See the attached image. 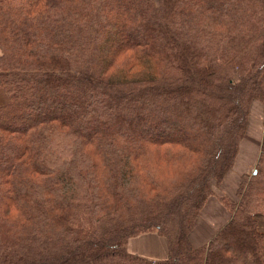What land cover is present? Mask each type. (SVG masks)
Here are the masks:
<instances>
[{"label": "trees", "instance_id": "trees-1", "mask_svg": "<svg viewBox=\"0 0 264 264\" xmlns=\"http://www.w3.org/2000/svg\"><path fill=\"white\" fill-rule=\"evenodd\" d=\"M0 87V264H264V133L190 240L264 103V0H0Z\"/></svg>", "mask_w": 264, "mask_h": 264}, {"label": "crops", "instance_id": "crops-1", "mask_svg": "<svg viewBox=\"0 0 264 264\" xmlns=\"http://www.w3.org/2000/svg\"><path fill=\"white\" fill-rule=\"evenodd\" d=\"M7 100L8 96L6 92L0 87V104L5 103ZM244 138L241 141L237 159L244 154L243 144L246 143ZM258 146H260V144H258ZM236 166L237 163H235L234 168ZM234 168L232 169V172L234 171ZM231 173L226 175L222 183L218 186V190H215V194L206 202L197 220V224L190 234V240L194 246H201L207 243L216 231L224 226L231 218V213L221 201L222 195L219 193L222 192L227 196H232L233 192L228 183V178L233 177ZM128 250L133 254H138L152 260H160L165 259L168 256V242L166 237L157 233H141L130 238L128 242Z\"/></svg>", "mask_w": 264, "mask_h": 264}, {"label": "rangeland", "instance_id": "rangeland-1", "mask_svg": "<svg viewBox=\"0 0 264 264\" xmlns=\"http://www.w3.org/2000/svg\"><path fill=\"white\" fill-rule=\"evenodd\" d=\"M263 133H264V103H262L259 100H255L253 101L251 106V114L248 123V128L244 136L245 137L244 140L246 142L245 144H243L244 154L237 159L238 161L236 160L235 163H237V166L235 168L233 166L234 171L232 172L233 169L232 168L229 172V173L232 172L231 175L233 176L232 178L230 177L228 178L229 187L233 193L232 196L228 195V197H231L232 199H236V200L238 199L236 192H237V188L241 183L242 176L244 174L251 175L253 170L256 168L261 153V143L263 139ZM258 144H260V146H258ZM214 189L218 190V186H214ZM219 193L222 196H226L222 192Z\"/></svg>", "mask_w": 264, "mask_h": 264}, {"label": "bare ground", "instance_id": "bare-ground-1", "mask_svg": "<svg viewBox=\"0 0 264 264\" xmlns=\"http://www.w3.org/2000/svg\"><path fill=\"white\" fill-rule=\"evenodd\" d=\"M227 197V196H226ZM226 205V204H225Z\"/></svg>", "mask_w": 264, "mask_h": 264}]
</instances>
